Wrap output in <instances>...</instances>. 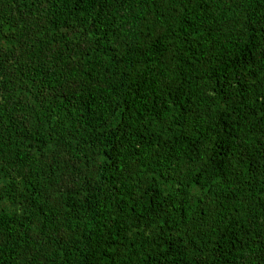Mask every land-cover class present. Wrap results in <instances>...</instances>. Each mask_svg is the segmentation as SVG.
Wrapping results in <instances>:
<instances>
[{"label": "trees", "instance_id": "obj_1", "mask_svg": "<svg viewBox=\"0 0 264 264\" xmlns=\"http://www.w3.org/2000/svg\"><path fill=\"white\" fill-rule=\"evenodd\" d=\"M0 264H264V0H0Z\"/></svg>", "mask_w": 264, "mask_h": 264}]
</instances>
